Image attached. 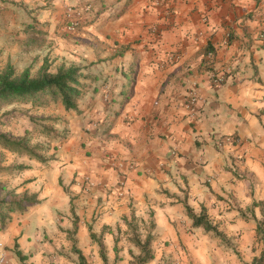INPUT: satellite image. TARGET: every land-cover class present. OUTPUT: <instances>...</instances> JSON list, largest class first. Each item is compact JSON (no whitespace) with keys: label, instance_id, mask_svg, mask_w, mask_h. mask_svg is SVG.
<instances>
[{"label":"crops","instance_id":"crops-1","mask_svg":"<svg viewBox=\"0 0 264 264\" xmlns=\"http://www.w3.org/2000/svg\"><path fill=\"white\" fill-rule=\"evenodd\" d=\"M125 1L117 0L139 11L160 6L166 30L149 38L144 74L125 100L120 95L119 115L98 113L113 121L110 134L94 139L76 131L60 165H28L24 189L39 204L0 231L4 264H79L66 238L75 221V248L88 264H101L90 234L112 250L132 214H151L152 248L182 241L195 264H238L227 254L234 248L252 264L262 250L255 231L262 215L253 202L264 200V0ZM191 96L197 111L188 107ZM96 102L86 104L85 124ZM84 121L73 116L71 124ZM184 205L196 214L205 207L234 245L201 228L186 230ZM112 256L107 252V262Z\"/></svg>","mask_w":264,"mask_h":264},{"label":"rangeland","instance_id":"rangeland-1","mask_svg":"<svg viewBox=\"0 0 264 264\" xmlns=\"http://www.w3.org/2000/svg\"><path fill=\"white\" fill-rule=\"evenodd\" d=\"M70 6L81 9L83 13L79 25L69 32L64 30V15ZM158 7L153 4L150 9L133 10L131 6L118 5L117 0H62L61 3L58 0H0V69L10 63L18 72L30 69L35 73L43 64L52 71L62 65H76L96 80L94 82L90 78L82 82L86 92L78 103V112H67L59 102H51L45 97L41 99L42 104H32L30 100L0 104V135L15 140L23 139L28 147L36 149L44 157V162H39L23 153L6 150L0 143V169H4L0 170V200H11L23 191L31 194L24 189L28 183L25 170L15 169L18 165L28 168V165H60V156L64 149L71 148L70 141L76 136L75 133L85 129L83 132L94 139L106 132L110 134L113 121L107 122L105 127L107 123L99 118L98 113L107 109L111 116L115 113L119 115V93L125 87L126 73L132 60H137L138 70L133 75L135 81L131 90L138 86L144 74L147 47L152 44L149 38L160 37L166 30L162 22L163 11ZM87 9H95L96 12ZM71 49L79 53H72ZM89 99H97L98 105L92 107L93 117L85 124L86 117L83 114L86 104L90 103ZM73 116L84 121L82 128L71 124ZM75 140V146L85 151L81 139ZM18 214L22 213L8 214L10 221ZM129 217V220L122 219L126 231L118 233L114 240L118 252L115 254L114 249L103 250L105 256L107 252L113 255L110 262H103L99 248L101 264H141V259L146 257L131 239L144 243L147 236L151 235L154 228L151 214L146 219L133 214ZM10 221H6L4 227L0 225V231ZM190 225V220L187 223L184 221L186 230H192ZM220 232L222 236L218 237V241L233 246L237 239L227 238L224 232ZM74 234L66 238L75 248ZM101 239L102 235L95 242L99 243ZM188 247L182 241L176 248L156 245L150 249L152 258L143 264H195ZM227 254L234 255L238 264L244 263L241 253L234 248L232 251L227 250ZM90 261V264H95L92 259Z\"/></svg>","mask_w":264,"mask_h":264},{"label":"trees","instance_id":"trees-1","mask_svg":"<svg viewBox=\"0 0 264 264\" xmlns=\"http://www.w3.org/2000/svg\"><path fill=\"white\" fill-rule=\"evenodd\" d=\"M121 1V0H119ZM132 0H126L125 5H128ZM89 12H96L95 9H87ZM206 53L214 54L212 50L206 51ZM210 69L209 67H207ZM138 70L137 60H132L129 64L127 71V79L125 87H123L119 93L124 100L128 97L131 86L134 84L135 78L133 75ZM95 82V77H90L88 73L83 71L82 68L76 65L60 66L55 71H52L49 66L43 64L38 71L32 73L30 69H24L18 72L16 68L10 63L0 69V104L9 103L10 101L25 102L30 100L32 104H42V97L47 98L51 102H59L65 111L78 112V103L84 96L86 89L83 81L90 80ZM219 79H217L218 81ZM223 84L225 81H218ZM0 143L6 150L13 152H20L27 155L30 159H35L39 162H44L42 154L36 151V149L30 148L26 145L23 139H10L6 135H0ZM16 170H26V165H18ZM3 171L4 169H0ZM60 184V181H59ZM64 190H66L64 188ZM39 204L37 196L35 194H29L27 191H23L20 194L14 196L13 199L3 198L0 200V225L5 226L6 221H10L8 214L12 212L23 213L30 206ZM253 206H258L261 211L262 218L258 221L256 226V241L262 244V250L258 258L253 259L252 264H264V200L260 202H253ZM72 211V209H71ZM185 215L191 221V228H201L206 233H212L215 237L222 236L217 228L212 224L206 214V208L201 206L199 213H194L192 208L184 205ZM73 212V211H72ZM125 220V219H124ZM74 232L76 231V221L73 225ZM91 240H95V236L90 234ZM222 238V237H221ZM154 238L149 235L144 243H140L137 239H131V242L136 246L145 258L141 259V264L146 263L152 258L150 252L151 243ZM100 248V257L103 262L106 263V257L104 255V246L101 242L98 243ZM73 252L77 255L79 264H88L86 258L83 256L80 250L73 247ZM115 254L118 252L117 247H114ZM19 260L23 262L24 257L20 251H16Z\"/></svg>","mask_w":264,"mask_h":264},{"label":"built area","instance_id":"built-area-1","mask_svg":"<svg viewBox=\"0 0 264 264\" xmlns=\"http://www.w3.org/2000/svg\"><path fill=\"white\" fill-rule=\"evenodd\" d=\"M82 11L81 9L77 8V7H73L70 6L66 9L65 15H64V30L66 31H74L76 29V27L79 25V19L82 16ZM258 39L262 42H264V30L261 31L258 34ZM223 80V78H220L218 81ZM195 101L196 98L194 96H191L188 100V107L192 110V111H197L195 109ZM5 249H4V245L2 243H0V264H4L5 263Z\"/></svg>","mask_w":264,"mask_h":264}]
</instances>
